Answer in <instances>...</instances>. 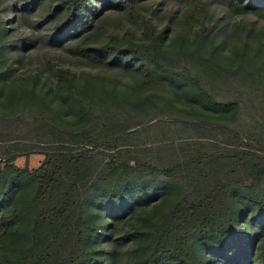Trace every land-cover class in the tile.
I'll return each mask as SVG.
<instances>
[{"label": "trees", "instance_id": "obj_1", "mask_svg": "<svg viewBox=\"0 0 264 264\" xmlns=\"http://www.w3.org/2000/svg\"><path fill=\"white\" fill-rule=\"evenodd\" d=\"M17 1L23 5L13 11L11 0H6V11L19 13L26 26L32 23L31 13L37 11L40 24L51 29L50 39L70 41L69 51L92 67H121L120 62H125L141 73L140 87L151 86L158 76L167 75L188 85L215 110L250 117L261 112L264 118V45L257 48L253 59L239 61L234 67L204 56L205 42L209 44L207 54L219 47L210 35L213 19L208 1L190 0L183 19L198 26L191 40L193 48L183 53L182 61L169 55L167 26L157 28L151 18L141 14L143 0ZM217 1L232 14L250 12L264 19V0ZM109 8L123 11L131 20L140 15L138 40L122 43L131 35L125 31L121 37L110 35L94 47L106 30L101 12ZM152 13L157 10L152 9ZM15 23L0 19V137H14L22 125L35 134L28 142L0 146L5 161L0 168V226L5 231L10 222L27 221L23 240L16 229L15 237L3 245L5 264H264V125L255 130L259 151L221 148L210 139L192 138L178 144L171 141L131 148L136 147L131 143L141 132L160 125L168 127L169 121L156 119L143 127L145 122L128 118L122 102L114 100L113 88L95 92L97 87L75 84L71 71L60 68L56 90L65 86L78 119L88 126L74 134L76 138H50L55 124L43 116L31 120L27 114L34 113L33 107L57 115L60 106H52L50 89L24 88L17 82L21 76L12 75L19 63L15 65L11 54L24 48L25 40L14 41L17 43L9 51ZM239 30L254 31L248 25ZM174 41L184 44L180 35ZM246 49L244 44L240 53L244 55ZM192 60L197 61L194 68L187 64ZM30 78L39 80L35 73ZM4 102L17 110L8 112ZM169 102L167 107L176 108ZM149 112L160 116L156 110ZM175 124L177 131H187L186 121ZM193 127L200 129V138L213 136L204 127ZM64 133L72 134L68 130ZM227 134L232 138L228 144L246 145L239 133ZM58 136H63L61 131ZM80 143L84 146L74 151L73 146ZM32 152L44 155L36 168L13 164L15 156ZM97 152L109 157L103 165L95 161ZM27 188L29 195L22 200ZM172 192L175 197L167 204ZM145 202H153L152 213L157 217L150 220L147 215L145 223L113 236V228Z\"/></svg>", "mask_w": 264, "mask_h": 264}, {"label": "rangeland", "instance_id": "obj_2", "mask_svg": "<svg viewBox=\"0 0 264 264\" xmlns=\"http://www.w3.org/2000/svg\"><path fill=\"white\" fill-rule=\"evenodd\" d=\"M6 0H0V19L9 21H16L14 26L16 30L9 36L14 42L18 39L25 38L22 42L24 48H19L17 52H12L11 58L14 59L17 70L13 76L20 75L21 80L17 81L23 84L22 87H33L37 91L45 92L49 91V98L53 100L52 106L59 107V113L53 114L49 110L37 111L31 107L33 114H27L29 119L33 117L43 116L46 121L55 124L54 135L49 137H60L61 139L73 138L74 134L82 132L85 125L78 119V112L75 105L67 96L65 86H61L56 90L57 83V71L60 68H66L71 71L73 76L70 79L77 85L83 83H89L94 85L95 92H99L102 89L111 90L114 89V100H119L125 108L128 118L135 117L140 121H143L141 126L146 127L152 121L156 119H164L169 121L170 125L151 127L150 129L140 133L139 137L131 144H135L136 147H155L159 144L175 141L176 144L185 141L194 140H212L217 143L219 147H233L239 149H247L259 151L258 144L256 143V128H262L264 125V118L261 112L252 115H241L240 112H220L209 107L204 103L197 94L190 89V87L184 83H179L167 75L158 76L157 80L148 87H140L139 81L142 79L141 73L132 65H127L125 62H120L121 67L114 68H102L92 67L84 60L80 59L77 55L72 54L68 45L70 41L51 40L50 28L47 24H40L39 13H31V25H23L19 13L12 14L11 9L6 11V5H3ZM208 1L210 8V15L213 20H210L211 30L210 35L213 38V42L218 44V49L213 54H207L209 51V44L205 42L204 56L210 58V60L222 66H236L239 61L253 59L255 53L260 47L264 45V35L259 36L258 32H264V19H259L250 12L244 15H235L230 13L222 3L217 0H204ZM13 5L12 10L22 7V3L17 0H11ZM190 7V0H183L179 3L165 1V0H143L140 3L141 14L145 17L151 18L152 22L157 28H163L167 26V39L169 55L173 60L182 61L184 59L183 53L186 50L193 48L192 38L194 31L197 28V23L188 22L183 19L187 9ZM153 10H157L156 14L152 13ZM169 12H173V16H169ZM101 18L104 20L105 32L102 37L94 44V47L105 42L110 35H117L119 37L125 31H130L131 35H128L122 43L128 39L138 40L141 36V17L138 15L135 19L131 20L127 17L123 11L109 8L101 12ZM236 25L240 27L251 26L254 31L248 34L247 31H240L236 28ZM176 35L182 36L184 44L181 41H174ZM9 45V51L12 50V44ZM121 43V44H122ZM173 43V44H170ZM125 44V43H124ZM246 44L247 49L244 55L240 53L242 46ZM16 53H19L17 55ZM261 57V52L258 56V61ZM195 60L188 61L187 64L194 68ZM259 63V62H258ZM82 72L87 73V76L81 75ZM37 74L39 80L30 78V75ZM7 83V81H6ZM176 90L178 93L176 94ZM112 97L111 95H106ZM123 98V100H122ZM169 101L176 107L170 108ZM59 105V106H58ZM4 107L8 112L13 113L17 110V106L4 102ZM150 109L156 110L157 115L153 116L149 112ZM160 111V112H159ZM53 115V116H50ZM151 116V117H150ZM153 117H157L153 120H149ZM52 119V120H51ZM176 121H186L188 123L187 131H177ZM255 126H253V125ZM181 125V124H180ZM197 125L200 128L204 127L213 136L207 138H200L197 134L200 132L193 127ZM18 129V128H17ZM19 130V129H18ZM71 131L72 134L66 135L64 131ZM61 131L63 136H58V132ZM33 129L29 126H21L20 130L16 132L14 137H0V146H5L11 141H25L28 142L33 134ZM51 133V132H50ZM239 133L243 137V142L246 145L228 144L231 141V137L228 134ZM198 138H195V137ZM13 138V139H12ZM76 138V137H74ZM84 146V143L74 145V151ZM88 147V146H86ZM196 147V146H193ZM111 152V151H110ZM95 161L100 165H103L108 161L107 155L97 152L95 155ZM44 159V155L38 152H32L27 155H17L13 160V164L19 168L27 166L30 169L36 168ZM4 158L0 156V168L4 166ZM30 188H27L23 192L22 200L29 195ZM175 197L172 192L168 202H172ZM152 203H142L136 205L137 212L135 214H128L119 222L116 227L113 228V236H119L122 230L132 228L134 225L143 224L144 218L150 215V220H154L155 213H152ZM166 204V205H167ZM166 206L163 208L165 209ZM162 209V210H163ZM160 212V211H159ZM27 221L10 222V226L7 230H3L0 226V264H5L2 259L3 245L9 242L15 237V230L21 232V239L25 236V228ZM4 231V232H3ZM126 249V246H124ZM123 252V249H122Z\"/></svg>", "mask_w": 264, "mask_h": 264}]
</instances>
